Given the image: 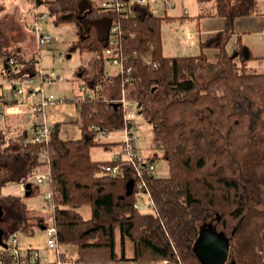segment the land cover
Listing matches in <instances>:
<instances>
[{"label": "trees", "instance_id": "obj_1", "mask_svg": "<svg viewBox=\"0 0 264 264\" xmlns=\"http://www.w3.org/2000/svg\"><path fill=\"white\" fill-rule=\"evenodd\" d=\"M211 1L215 8L209 13L224 18L225 26L199 42L201 50L194 55H165L162 24L171 17L157 15L147 4H135L134 13L125 18L101 11L94 0L33 1L35 6L47 4L45 10L56 24H76L74 45L90 52L91 66L100 70L91 73L87 66L78 69V75L91 88L106 73L109 31L114 22L120 23L125 30L120 50L126 56V69L109 81H114L119 93L128 90V98L146 114L153 128L152 154L137 160L143 166L142 177L134 175V164L121 154L115 160L92 159V147L115 143L99 141L97 127L107 133L124 124L122 104L102 93L103 79L96 99L76 102L82 129L79 139H51L44 146L33 142L28 130L23 129L6 140L0 126V264H17L10 242L13 233L44 232L51 223L49 218L56 227L58 246L76 247L75 257L59 252L60 264H178V259L182 264H208L196 250L200 233L208 225L229 242L226 264H264V209L245 200L251 180L245 163L239 161L254 136H259L264 146V69L249 67L250 61L264 62V54H255L235 29L238 18L254 11L264 16V10L259 0ZM234 34L237 44L230 52L228 41ZM207 47L216 50L215 60L204 51ZM148 53L153 60L147 64L140 55ZM35 58L17 74L6 59L8 76H29ZM126 77L130 79L126 81ZM118 143L125 152L126 144ZM44 149L50 162L41 159ZM159 159L167 162V176L145 168ZM48 164L54 191L52 217L30 213L19 195L2 194L6 186ZM102 165H118L119 173L103 174ZM140 180L145 182L142 190L151 193L149 211L135 205L144 200L137 194ZM31 184L30 195L39 191V185ZM85 204L91 207L90 218L79 211ZM128 242L133 245L130 257Z\"/></svg>", "mask_w": 264, "mask_h": 264}, {"label": "rangeland", "instance_id": "obj_2", "mask_svg": "<svg viewBox=\"0 0 264 264\" xmlns=\"http://www.w3.org/2000/svg\"><path fill=\"white\" fill-rule=\"evenodd\" d=\"M97 6L101 5L102 0H94ZM135 1V0H134ZM164 1L167 0H157V4H154L153 10L157 15H166L169 14L173 18L170 20L163 21L162 24V39H163V50L167 54H174L176 52L182 53V55H194L200 52L199 50V36L196 31L197 20L200 17V13H209L215 8L214 1L211 0H168L170 3L169 6H164ZM166 3V2H165ZM259 6L264 10V0H259ZM38 9L48 10V6L45 3L36 5ZM34 4L31 3V0H0V79L1 78V69L4 65V60L6 56L13 55L17 56L19 62L22 58V55H19L21 47L24 45L29 46L32 49V53L36 54L37 58V69L41 70L44 75L50 74L52 71H55L57 75L61 76V79L56 78L52 82L45 81L42 82L41 74L37 73L34 77V86L41 89V92L38 94V98L42 95L49 96L53 94L55 97L60 98L66 96L71 98L74 95L80 93L79 86L83 83L84 79L78 75V69L81 66L90 67L91 73H99V67H92L91 65V53L85 50L83 47L75 46V41L77 40L76 33V24L73 22H64L61 24H56L52 18L49 16L47 21L44 22L45 28L52 35V41L46 45L39 46L36 34L32 32L29 28V22L31 21V13ZM30 9V10H29ZM250 13V14H249ZM247 16L238 18L236 22V30L242 34V39L248 44L250 49L255 54H264V19L258 12L254 11L249 12ZM185 19L182 23L180 19ZM222 25L225 26V19L220 18ZM30 20V21H29ZM188 27V28H185ZM188 30V31H185ZM184 34V35H183ZM189 35V38L187 36ZM237 35L234 34L230 41H228V50L231 52L234 50L237 44ZM191 38V39H190ZM20 47V48H19ZM210 49L208 53L211 60H215V52L211 51L214 49L212 47H207ZM71 54L69 57L68 55ZM6 55V56H5ZM35 57V56H33ZM32 57V61H33ZM28 66L29 63H26ZM105 71L103 76L104 87L102 93L108 97V99L115 100L122 97V94L128 98V90L121 89L120 93L117 91V86H115L114 81L110 78L116 75L118 68L113 64L108 62L104 63ZM249 67L263 70L264 62L259 60H253L249 62ZM108 73V74H107ZM111 75V76H110ZM102 79L97 80V82L102 83ZM4 81V79H2ZM103 84V83H102ZM4 87L7 86L5 82ZM13 86L10 85V89ZM9 89V90H10ZM115 96H111L112 94ZM72 102L67 101H58L55 100L47 104L45 108V116L49 125L54 126L52 120L49 118V112L54 115L63 114L67 116L73 112L75 108L70 105ZM73 105V104H72ZM137 107V104H136ZM137 108V130L135 132L136 136V146L137 151L141 155L140 158L148 157L152 154L151 144L153 138L152 125L148 122L145 113H139ZM62 123L58 122L57 125ZM73 127V129H79V123L74 121L63 122L61 125L62 128L67 126ZM0 126L3 130H9L8 125L4 122L0 123ZM124 127V124H123ZM74 131V130H73ZM4 137L7 140L9 134L16 136L12 132H4ZM73 134V135H72ZM71 136L81 135L78 132L77 134L72 133ZM10 135V136H11ZM8 136V137H10ZM126 134L122 127L109 129L107 133H102L99 131L97 139L101 142H122L125 139ZM259 136H254L251 138L248 145L244 148L240 160L242 163H245L247 176L251 180V183L247 182L248 191L246 192L245 200L258 208L264 209V146L259 143ZM109 144L108 146L97 145L91 149V157L96 161H107L115 160L119 154L123 157L126 156L123 152V144ZM136 150V149H135ZM245 158V160H243ZM155 161V160H154ZM156 165V174L158 176H167L169 174L167 162L163 159L155 161ZM238 168L239 163H236ZM236 168V169H237ZM41 172L45 171L47 168L40 167ZM238 171V170H237ZM251 171V173H249ZM37 184V183H36ZM39 185V191L35 194H32L27 197L26 203L30 207V213H39L43 212L44 215H47V218L52 217L53 212L41 208L44 199V193L50 189L49 184ZM145 200V201H144ZM144 200H139L144 203L147 200V197ZM37 208H40L38 210ZM80 213L85 216V218L91 217V207L89 205L82 206L79 209ZM53 218H49V221L52 222ZM209 221V219H208ZM4 226V223L1 224ZM209 226V225H208ZM25 232H17L18 246H20L21 236ZM35 243L40 246L38 249L40 253L47 255L49 258L56 260L57 255L60 251H67L69 256L75 257L76 247L75 246H58V252L56 255L55 250L46 248V237L43 230H38L34 234ZM1 248V245H0ZM127 253L130 256L133 254V245L128 242ZM59 260V259H58ZM230 262V261H229ZM227 264H232V263ZM160 263H165L160 262ZM100 264H134L133 262H121V263H100ZM153 264V263H152ZM159 264V263H158ZM167 264V263H165ZM174 264H177L176 262ZM178 264H182L179 262Z\"/></svg>", "mask_w": 264, "mask_h": 264}, {"label": "built area", "instance_id": "obj_3", "mask_svg": "<svg viewBox=\"0 0 264 264\" xmlns=\"http://www.w3.org/2000/svg\"><path fill=\"white\" fill-rule=\"evenodd\" d=\"M34 1V0H33ZM31 0V2H33ZM167 3L170 2L167 0ZM34 7H32V10H30L31 13V21L29 22V28L34 34H36V39L39 44L46 45L52 41V35L49 31L45 28L44 22L47 21L49 17V13L47 10H41L38 9L37 6H35V3L33 2ZM135 4H143V5H149L153 6L154 4H157V0H102L100 5V10L105 12H116L119 14H122L125 18L128 17V15H131L134 13L133 6ZM171 4V3H170ZM109 45L105 50V57L107 62L113 64L118 68V72H124L125 71V63H126V56L125 54L120 50V37L125 35V30H123V27L118 22H114V24L111 27V30L109 31ZM188 38L189 35L187 34ZM141 58L144 59L145 63L152 62V56L150 53L148 54H142L140 55ZM8 64L10 66V69L13 70L14 74L20 73L22 68L19 66L18 60L15 57H9L8 58ZM128 72H130L131 68H127ZM39 74H41L42 82L49 81L52 82L56 78L61 79L60 75H57L55 71H52L47 76L44 75L41 70L38 71ZM16 78L15 84L13 87L6 93V101L14 102L17 105L20 106H28L31 110L32 117L34 119V124L32 126V132H31V140L38 144H43L44 146L47 145L51 139L54 132V127L49 125L46 117H45V108L47 104L58 100V101H67V100H73L75 102H82V100H92L96 99L98 97L99 88H102V83L98 82L95 84L94 88H91L85 81H83L82 84L79 86L80 93L77 95H74L71 98H67L66 96L57 98L53 94L49 96H42L40 100H35L34 96L36 95L37 89L34 86V77H32L31 74L29 76H24L23 74H18L17 76H14ZM130 77H126V81H128ZM124 84V83H123ZM6 101L0 100V123L4 122L7 119L8 112L6 109ZM114 102L121 103L124 109V115H123V121H124V127L123 130L125 131L126 137L123 139V143L125 149V158L129 163L134 164L135 166V176L136 177H142L143 175V166L140 164L137 160L140 159L141 155L137 151L136 146V139L138 138L135 134L137 130V107L134 102H131L129 98L125 95V93L122 94L121 98L112 100ZM98 131H101L104 133V130L100 128V126L97 127ZM136 149V150H135ZM41 159L43 161L50 162V158L48 156L47 150H42L40 153ZM121 157L119 154L117 156ZM116 159V158H115ZM49 164L47 165V169L45 171L41 172L40 167L37 168V170L27 176L23 177L19 182H17V185L21 188L22 194L25 195L26 192V185L27 183H37L41 185L49 184L51 182L50 177V168ZM146 170L149 173H156V165L155 163H150L149 165L145 166ZM102 173H106L112 176H116L119 173V166L118 165H102L101 167ZM145 186V182L140 180L138 181V196L141 198L142 196L147 197L146 202H137L135 205L139 210L141 211H149L150 205L152 204L153 200L151 198V193L147 189V191H143L142 188ZM141 195V196H140ZM54 198V191L51 189L46 191L44 193V199L43 204L41 205V208L49 211H54L55 206L53 203ZM142 200V198H141ZM145 201V200H144ZM45 237H46V243L45 246L48 249L55 250L56 255L58 250V241L56 238V227L51 222L45 229ZM10 242L13 246V254H14V260L17 264H39V263H46L49 261H53V259L49 258L47 255L44 256V254L40 253L38 249H30L25 252H23L19 246H18V240H17V233H13L10 236ZM58 263L61 262L58 260V257L56 259ZM166 263V261H164ZM165 263H159V264H165Z\"/></svg>", "mask_w": 264, "mask_h": 264}, {"label": "crops", "instance_id": "obj_4", "mask_svg": "<svg viewBox=\"0 0 264 264\" xmlns=\"http://www.w3.org/2000/svg\"><path fill=\"white\" fill-rule=\"evenodd\" d=\"M163 3H164L165 7L170 5V4L167 3V1H164ZM166 15H169V14L166 13ZM170 17H171L170 19L173 18L172 16H170ZM220 18H222V17H218V16H215V15H212V13H207V14L200 13V17L197 20V26L195 28L197 33H198V36H199V42H201V41L207 39L208 37L212 36L214 33L220 31V29L221 30L223 29L224 26L221 24L222 21H218V20H221ZM262 18L264 19L263 15H262ZM180 20L183 23L185 19L182 18ZM263 22L264 21H262V23ZM185 28H188V27H185ZM185 31H188V30H185ZM199 42H197V43H199ZM31 50L32 49H30L29 46L24 45V47H21L20 51L18 52L19 55H22V58L20 59L21 61L18 62L19 66L21 68L24 67L26 65V63L32 62V57L33 56L36 57V54H34L35 52L32 53ZM199 50H201L200 49V43H199ZM204 51L209 53L210 49L205 48ZM211 51L215 52L216 50L215 49H211ZM164 53H165V55H182V53H179V52H176L174 54H167L166 52H164ZM35 57H33V59ZM8 58H9V56H6L5 60L8 59ZM35 59L37 60V58H35ZM5 60H4V65H3L2 69H1L2 70L1 71V78L4 79V81H2V79H0V100L4 101V102L6 101V93L9 91L10 85L13 86L15 84V81H16L15 77H9L8 76V73H7V71L5 70V67H4L5 66ZM38 61H36L34 63V68H33L34 71H31L32 77H35L37 75L38 71H39L37 69V64H36ZM30 67L32 68V65H30ZM5 82L7 83L6 87L3 86V84ZM40 92H41V89H39V90L37 89L36 95L34 96L35 100H40V98L42 96H45V95L41 94V97L38 98V94ZM70 102H72V103H70V105L75 108V111L73 112L74 109H72L71 113L68 114L67 116H65L63 114L62 115L61 114L54 115L53 113L49 112V118L52 120L51 122L56 124V125L53 126L54 127V132H53V135H52V139H54L56 142L57 141L60 142L62 140H69V139H79V138L82 137V134L78 135V136H71L72 133H74V135H75V133L76 134L78 132L80 133V130H81V133H82V129H81L80 125H79V129H76V130L73 129V127H71L69 125L66 128H62V126H61L63 124V122H69V121H74V122H77V124H78L77 103L74 102V101H71V100H70ZM6 106H7L6 109H7V112H8V116H7V119L4 121V123L6 125H8V129H9V130H6V131L7 132H12L13 134L17 135L18 132L22 131L23 129H27L29 138H31V132H32V126L34 124V119L32 117V113H31L30 108L28 106H20V105L15 104L14 102H9V101H6ZM58 122H60L62 124L61 125H57ZM6 131L4 130V132H6ZM10 135L11 134H9L8 136H10ZM8 136H7V140L9 139ZM11 136H13V135H11ZM9 193L21 196L23 201H25V203H26V200H27L28 196H25V195L22 194V190L17 185V183H15L13 185L6 186L3 189V191H2V194H4V195L5 194H9ZM37 209L40 210V208H37ZM19 232L22 233V231H19ZM33 236H34V234L31 235V234H28V233H25L24 235L21 236L20 243H19L20 244L19 248L23 252H25L27 250H30L32 248H39L40 247V246H38V244H36L37 242L35 243V240H34Z\"/></svg>", "mask_w": 264, "mask_h": 264}, {"label": "water", "instance_id": "obj_5", "mask_svg": "<svg viewBox=\"0 0 264 264\" xmlns=\"http://www.w3.org/2000/svg\"><path fill=\"white\" fill-rule=\"evenodd\" d=\"M69 54L68 56H70ZM141 104L138 103L140 108ZM141 113V110L139 111ZM32 190V184L29 182L26 185L25 196H29ZM2 207L0 206V220L2 217ZM207 230L202 229L200 238L196 242V250L199 258L208 264H226L229 258L230 246L227 239L220 233H217L214 228L209 225Z\"/></svg>", "mask_w": 264, "mask_h": 264}, {"label": "flooded vegetation", "instance_id": "obj_6", "mask_svg": "<svg viewBox=\"0 0 264 264\" xmlns=\"http://www.w3.org/2000/svg\"><path fill=\"white\" fill-rule=\"evenodd\" d=\"M205 230H207V228H204Z\"/></svg>", "mask_w": 264, "mask_h": 264}]
</instances>
